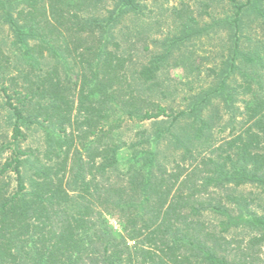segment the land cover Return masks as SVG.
I'll return each instance as SVG.
<instances>
[{"label":"trees","instance_id":"16d2710c","mask_svg":"<svg viewBox=\"0 0 264 264\" xmlns=\"http://www.w3.org/2000/svg\"><path fill=\"white\" fill-rule=\"evenodd\" d=\"M105 1L0 0L3 20L30 66L20 72L22 83L10 75L3 88L15 122L7 146L13 156L0 165V264H254L251 254L231 245L232 233L241 230L260 233L247 247L264 239V215L242 191L247 185L264 190V50L241 49L245 10L256 7L264 24V4L229 0L233 16L211 18L204 26L183 8L177 12L184 13L183 27L168 49L130 75L132 58L112 30L139 6L136 0H110L113 8L97 10ZM222 27L232 44L220 71L213 70L219 84L192 98L188 108L169 113L131 81L155 82L174 46ZM76 54L80 73L70 68L61 75L57 66L41 65L48 55L65 62ZM8 63L0 49V70L9 71ZM237 72L249 94L241 112L245 123L236 130L229 112L233 127L217 143L214 116L203 111L212 95L235 100L228 79ZM165 119H171L169 126L157 128L152 139L128 146L114 141L127 120L156 125ZM183 121L186 128L174 131ZM79 122L83 128L73 148L74 133L67 128ZM34 124L54 130L47 161H34L27 176L30 156L20 144L23 126ZM171 138L174 149L162 153L155 143ZM9 174L17 183L11 191ZM109 216H116L121 230Z\"/></svg>","mask_w":264,"mask_h":264},{"label":"rangeland","instance_id":"374dc122","mask_svg":"<svg viewBox=\"0 0 264 264\" xmlns=\"http://www.w3.org/2000/svg\"><path fill=\"white\" fill-rule=\"evenodd\" d=\"M245 1V0H239ZM139 9L129 11L115 23L112 30V35L117 37L122 42L123 51L131 56V65L129 74L132 75L136 71L149 63V60L155 54L165 52L168 49V41L174 37L183 27V15H178L183 8H186L188 13L193 14L199 20L200 26H204L210 22L211 18H224L233 16L235 7L229 0H136ZM255 5V1H253ZM258 4H264V0H259ZM114 2L107 0L100 3L96 9L101 12H106L105 8H113ZM100 12V11H99ZM257 8L250 6L244 12L243 17V33L241 41V49L246 51L251 49L264 50V24L257 13ZM227 28L214 29L206 33L196 35L183 43L174 46L170 52L168 59L169 64L163 68L158 74L155 82L150 84H140L141 79L132 78V82L143 92L148 100L158 102L167 108L169 113L177 112L189 107V104L196 96L204 91L213 90L219 83L217 82L215 72L220 71L222 62L229 58L231 52V40ZM129 38V39H128ZM33 43V40L30 42ZM0 49L9 55V63L6 66L10 67L9 71L0 70V165L7 159L13 156L12 149L7 146L13 143V127L15 117L10 106L7 104L8 96L3 88L11 84L10 75H16L18 81L22 83L23 78L20 77V72L28 71L30 66L24 58V50L20 47L17 37L10 25L3 20L2 11L0 9ZM80 57L76 54L72 57H67L66 61L60 60L48 55L46 60L41 61L43 70L58 67L61 75L65 74L66 69L72 68L75 72L83 70V63ZM41 73V70H36ZM264 79V70H263ZM150 85V86H149ZM231 94L235 98L234 101L226 103L224 96L212 95L211 104L203 111L210 116H214L211 126L212 141L219 143L220 139L229 136L231 128L236 126L239 130L244 125L241 112H245L244 99L249 94L246 93L243 86V77L240 73L228 79ZM255 90L259 92L254 85ZM10 91V90H9ZM264 94V88L262 90ZM232 104V105H231ZM231 105V107H229ZM77 106V101H76ZM78 112V111H77ZM73 112V119L77 120L79 113ZM233 112L236 117V123L229 124L230 113ZM168 118V117H167ZM171 119H165L162 124H152L149 121L139 123L134 120L124 122L122 129L118 135L114 137L115 142H121L122 145L128 146L133 142H139L142 138H154L157 128H165L169 126ZM226 120L228 126L226 127ZM75 123L68 126V130L74 133L75 143L73 148L78 146L80 141L78 136H81L82 126ZM207 124H210L207 121ZM186 121H183L174 128V131H183L186 128ZM231 126V127H230ZM208 129V128H207ZM26 138L21 142L20 146L27 151L30 156L29 162L25 164V173L27 176L31 173L34 161H47L45 151L48 149L50 141L48 134L53 127L46 124L32 125L31 127L23 126ZM55 130L53 134H57ZM157 148L162 153L169 152L174 149L172 138L159 140ZM13 146V145H12ZM179 152V149H175ZM164 155V154H163ZM10 181V191L16 186V177L14 174H9L6 178ZM242 191L250 200L254 210L264 215V190L261 187L247 185ZM109 221L113 228L121 230L116 216H109ZM217 219L214 218L212 224H215ZM228 238H233L232 248H239L248 254L254 264H264V239L252 246L251 240L255 235L260 233L255 231L249 234L244 230L233 232ZM132 243V242H131ZM240 246V247H238ZM248 248V249H245Z\"/></svg>","mask_w":264,"mask_h":264}]
</instances>
